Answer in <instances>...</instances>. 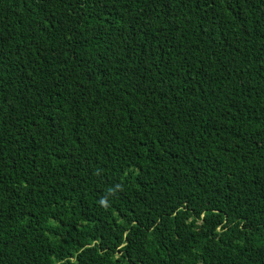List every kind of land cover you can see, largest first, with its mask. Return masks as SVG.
Listing matches in <instances>:
<instances>
[{
  "label": "trees",
  "instance_id": "obj_1",
  "mask_svg": "<svg viewBox=\"0 0 264 264\" xmlns=\"http://www.w3.org/2000/svg\"><path fill=\"white\" fill-rule=\"evenodd\" d=\"M0 264H264V0H0Z\"/></svg>",
  "mask_w": 264,
  "mask_h": 264
}]
</instances>
